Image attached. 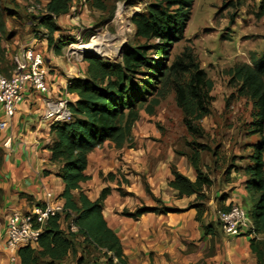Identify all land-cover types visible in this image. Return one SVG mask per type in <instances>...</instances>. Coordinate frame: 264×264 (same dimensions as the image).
I'll return each mask as SVG.
<instances>
[{"label": "trees", "instance_id": "1", "mask_svg": "<svg viewBox=\"0 0 264 264\" xmlns=\"http://www.w3.org/2000/svg\"><path fill=\"white\" fill-rule=\"evenodd\" d=\"M73 3L74 0H47L46 14L41 18L40 26L48 30L49 36L56 39V33L62 32L57 20L71 13ZM194 3L195 0H153L145 12L135 13L131 18L136 37L147 44L129 47L118 62L95 54H87L84 58L85 78L71 79L67 88L69 93L79 97L78 101L69 103L73 119L51 126L53 140L48 147L50 161L59 166L57 175L64 183L59 197L65 201L66 214L49 219L36 248L20 249V264H65L70 256L77 254L75 241L79 237L83 246L90 245L103 253L106 262L100 264H126L121 239L109 228L103 215L105 200L112 190L104 189L96 201H91L82 191L81 184L90 180L86 174L90 154L107 141L117 149L133 148V129L141 114L144 112L154 117L157 108L172 91L183 112L188 134L193 140L205 135L201 122L212 115L214 82L198 65L185 63L184 57L189 49L170 67L167 63L169 48L184 36ZM92 7L99 11L107 8L103 0H93ZM259 10L258 16L263 17L264 0H261ZM4 27L0 18V32ZM152 41L153 44H148ZM1 43L0 36V56L4 52ZM65 44L64 39H58L55 50L61 52ZM250 60L251 63L235 64L227 74L236 95L251 103L252 121L246 135L256 136L258 141L249 143L253 153L247 156L248 164L230 166L226 173L234 169L244 174L246 189L257 196L249 211L254 223L251 235L255 236L251 249L258 263L264 264V50L258 56L252 54ZM0 69L4 72L2 67ZM190 144L196 148L192 153H177L188 158L197 179L191 181L171 166L169 187L178 192V198L196 196L195 203L189 208H195L197 220H201L209 200L205 191L214 181L202 168V151L208 147L195 140ZM3 160L4 151L0 148V167ZM107 178L113 179L114 175L109 174ZM145 189L156 206H142L135 212L124 211V216L138 219L147 213L167 215L184 211L166 206L152 195L147 185ZM120 192L124 194L122 190ZM71 221L79 228L78 232L70 231ZM63 222L68 223L66 227ZM212 226H203L207 234ZM83 263L84 259L80 257L77 264Z\"/></svg>", "mask_w": 264, "mask_h": 264}, {"label": "crops", "instance_id": "2", "mask_svg": "<svg viewBox=\"0 0 264 264\" xmlns=\"http://www.w3.org/2000/svg\"><path fill=\"white\" fill-rule=\"evenodd\" d=\"M30 45L46 57L52 95L62 94L69 103L78 101L79 97L67 88L71 79L85 78L84 64H71L65 57L60 60L46 40L34 39ZM45 110L43 99L30 95L20 106L12 127L0 130V148L4 151L0 167V264H20L19 256L13 261L7 250L9 214L44 205L51 200L49 195L58 204L65 202L59 197L64 190V183L57 175L59 166L50 161L48 147L53 135L51 125L44 119ZM1 115L0 110V119ZM145 115L141 114L140 121ZM140 121L133 129V148L117 149L107 141L90 154L86 171L90 180L81 184L91 201H96L104 189L112 190L105 200L103 215L109 228L121 239L126 264H259L251 249L255 236L229 237L215 217L216 211L228 208L235 197L243 201L250 198L252 207L255 205L257 196L246 189V176L234 169L226 173L228 166L224 167V160L216 151L208 162L202 160V168L214 184L205 191L209 198L207 211L197 220V210L189 208L196 196L178 198V192L169 187L171 166L191 181L197 179L194 168L160 131ZM11 134L13 151L2 146ZM109 174L114 178H107ZM146 185L166 206L184 211L167 215L147 213L138 219L124 216V211L156 206ZM210 224L213 226L207 234L203 226Z\"/></svg>", "mask_w": 264, "mask_h": 264}, {"label": "rangeland", "instance_id": "3", "mask_svg": "<svg viewBox=\"0 0 264 264\" xmlns=\"http://www.w3.org/2000/svg\"><path fill=\"white\" fill-rule=\"evenodd\" d=\"M103 1L107 8L99 11L92 7L93 0H74L71 13L57 20L62 32L56 33L54 39L49 36V32H42L40 26V20L46 14L47 0H0V18L5 24L4 30L0 32L1 49L4 51L0 56L3 73L11 76L16 69V55L34 39L46 40L48 46L50 42V49H55L58 39H64V49L55 54L60 56V60L65 57L68 62L69 57L71 64H84L87 54L118 62L129 47L147 44L145 40L136 37L131 18L135 13L145 12L153 0ZM260 2L261 0H195L182 40L169 48L168 67L189 49L188 55L184 57L185 63L198 65L206 72L207 78L214 82L211 93L214 99L211 105L212 115L201 122L205 135L194 139L208 147V150L202 151L204 163L216 151L218 157L224 160L225 168L245 166L249 161L247 156L253 153V149L248 147L249 143L258 141L256 136L246 135L247 127L252 121L251 103L236 95L227 72L235 64L251 63V55L258 56L264 50V16H258ZM33 4L41 9L37 14L31 11ZM39 31L43 36H35ZM93 41L101 43V47L97 49L100 53L92 52ZM153 43L154 41L148 44ZM70 45H73L72 50L81 52L83 56L68 53ZM142 114L145 115L144 112ZM183 118V112L176 104L175 92L172 91L157 108L154 117L145 115L140 122L160 131L177 152L190 154L196 148L190 144L194 140L188 134ZM226 196L224 195L225 198ZM252 201L250 198L243 201L239 197L233 200L242 203L248 211L253 208ZM67 224L63 222V227ZM75 242L77 254L70 256L65 264H77L80 257L84 259L83 264L106 262L101 251L90 245L83 246L80 237Z\"/></svg>", "mask_w": 264, "mask_h": 264}, {"label": "built area", "instance_id": "4", "mask_svg": "<svg viewBox=\"0 0 264 264\" xmlns=\"http://www.w3.org/2000/svg\"><path fill=\"white\" fill-rule=\"evenodd\" d=\"M39 10H41L39 6L32 5L31 11L35 14ZM42 32L48 33L44 28H42ZM42 32L35 33V36H43ZM72 46L70 45L68 48V53L71 52L72 56H78V53L79 55L82 54L72 50ZM68 60L71 61L69 57ZM15 62L16 69L11 76H7L0 69V110L2 112L0 130H7L12 127L13 119L20 106L25 103L30 95H37L43 99L46 107L44 119L51 126L55 123L70 122L73 119V114L69 107V100L62 94L52 95L53 89L48 76L45 55L37 52L29 44L22 47L15 57ZM26 95L28 96L26 97ZM13 139L12 134L7 136L3 141V148L13 151ZM49 198L50 201H46L44 205H38L28 212L13 211L7 216V250L12 255L13 261L19 256L20 249L37 247L39 237L50 218L66 214L64 205L54 201L52 195H49ZM215 217L225 235L229 237L251 235L254 230L253 220L242 203L232 202L227 210L216 211ZM69 225L71 232H78L79 228L74 222L71 221ZM115 262L118 263L116 258Z\"/></svg>", "mask_w": 264, "mask_h": 264}, {"label": "bare ground", "instance_id": "5", "mask_svg": "<svg viewBox=\"0 0 264 264\" xmlns=\"http://www.w3.org/2000/svg\"><path fill=\"white\" fill-rule=\"evenodd\" d=\"M92 47H93V49H94V50L92 51L93 53H100V52L97 51V49L101 47V43H99V42H97V41H93V42H92ZM92 52H90V53H92ZM88 53H89V52H88Z\"/></svg>", "mask_w": 264, "mask_h": 264}]
</instances>
